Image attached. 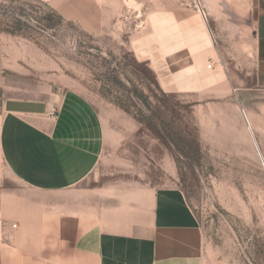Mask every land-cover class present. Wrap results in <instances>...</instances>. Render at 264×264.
I'll use <instances>...</instances> for the list:
<instances>
[{
    "label": "rangeland",
    "instance_id": "1",
    "mask_svg": "<svg viewBox=\"0 0 264 264\" xmlns=\"http://www.w3.org/2000/svg\"><path fill=\"white\" fill-rule=\"evenodd\" d=\"M262 12L264 0H0V86L25 99L84 95L106 130L94 175L181 189L206 264H264V136L251 117L264 116L253 76ZM194 48L206 52L203 75L182 69ZM26 193L37 206L22 233L0 192V264H60L32 230L51 195Z\"/></svg>",
    "mask_w": 264,
    "mask_h": 264
},
{
    "label": "crops",
    "instance_id": "2",
    "mask_svg": "<svg viewBox=\"0 0 264 264\" xmlns=\"http://www.w3.org/2000/svg\"><path fill=\"white\" fill-rule=\"evenodd\" d=\"M255 24L253 76L264 88V12ZM54 89L35 100L0 86V192L22 233L37 206L26 191L51 195L43 222L32 227L40 254L58 255L60 264H206L204 234L184 192L94 175L106 149L103 120L84 95ZM251 117L264 136V116Z\"/></svg>",
    "mask_w": 264,
    "mask_h": 264
},
{
    "label": "bare ground",
    "instance_id": "3",
    "mask_svg": "<svg viewBox=\"0 0 264 264\" xmlns=\"http://www.w3.org/2000/svg\"><path fill=\"white\" fill-rule=\"evenodd\" d=\"M167 14H169V13H167ZM166 15V14H165ZM169 16V15H168ZM171 16H172V14H171ZM175 17H176V19H187V21L189 22H195V23H197V16L195 15V17H190V16H188V15H184V14H178V13H175V15H174ZM153 19V18H152ZM173 19V18H172ZM154 21V20H153ZM174 21V19L172 20V22ZM189 24V23H188ZM194 24V23H193ZM153 25V24H152ZM154 25H155V23H154ZM172 25H174V24H172ZM194 26V25H193ZM154 27V26H153ZM157 27V26H156ZM190 27H192V26H190ZM186 28V27H185ZM182 30V29H181ZM159 31V30H158ZM203 31V30H202ZM167 32H168V30H167ZM167 32H166V34H167ZM175 32H177V31H175ZM179 32V31H178ZM181 32V31H180ZM200 33V32H199ZM156 34V33H155ZM170 34V33H169ZM169 34H167V35H169ZM173 34V33H172ZM192 34V33H191ZM181 35V34H180ZM162 36V35H161ZM163 36H164V33H163ZM170 36V35H169ZM194 36V35H193ZM167 37V36H166ZM202 37H204V36H202ZM158 39H161V38H158ZM182 39V38H181ZM177 40V39H176ZM179 40V39H178ZM187 40V39H186ZM206 40V39H205ZM183 41V40H182ZM184 42V41H183ZM183 42L181 43V46H182V44H183ZM208 42H209V40H208ZM135 43V42H134ZM191 45H193V44H191ZM190 45V46H191ZM203 45V44H202ZM184 46H182V48H183ZM179 49V48H178ZM184 49H185V47H184ZM183 49V50H184ZM204 49H206V48H204ZM187 50V49H186ZM174 53V52H173ZM168 54V53H167ZM214 54V53H213ZM170 55V54H169ZM169 57V56H168ZM184 59H186V57H183ZM205 58H206V52L205 51H203L202 49H198V48H194L193 49V54H192V57L190 58V62H182V63H184V65H186V64H190V66H188V65H186V66H184L182 69L184 70V71H186V68H187V70H189V71H192L193 73L195 72V73H197V75L199 74V75H203L204 74V71H205V65H204V63H205ZM183 59V61H186V60H184ZM188 59V58H187ZM173 61V60H172ZM191 63H193V65L191 64ZM181 69V68H180ZM208 71V70H207ZM191 72V73H192ZM194 73V74H195ZM211 74V73H210ZM207 76V75H206ZM205 78V77H204ZM181 79V78H180ZM220 81V80H219ZM204 82V81H203ZM216 83H217V81H216ZM247 114L244 112V116H245V119H246V121H247V123H248V125H249V130L251 131V127H250V124H249V121H248V119H247V116H246ZM253 139H254V137H253ZM254 143L256 144V141H255V139H254ZM257 145V144H256ZM257 152H258V156H259V158H260V160L262 161V164L264 165V158H263V155H262V152L259 150V148L257 147Z\"/></svg>",
    "mask_w": 264,
    "mask_h": 264
}]
</instances>
